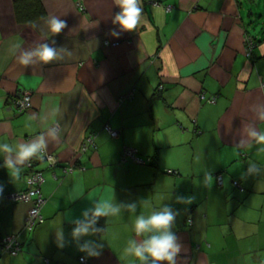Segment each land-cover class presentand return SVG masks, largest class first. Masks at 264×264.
Masks as SVG:
<instances>
[{
    "label": "crops",
    "instance_id": "0c3cea01",
    "mask_svg": "<svg viewBox=\"0 0 264 264\" xmlns=\"http://www.w3.org/2000/svg\"><path fill=\"white\" fill-rule=\"evenodd\" d=\"M41 3L40 17L22 21L15 0H0V239L21 242L17 253L0 242V264H140L127 249L151 234L137 236L135 220L165 206L177 212V264H264V0H140L137 27L119 37L114 0ZM51 17L66 21L59 34ZM45 44L56 59L20 63ZM25 90L32 106L20 111ZM41 137L57 163L37 152L13 177L6 161ZM126 146L144 160L158 153L159 168L125 158ZM32 162L46 221L29 231L32 202L10 195L28 189ZM99 204L118 208L104 234L91 222Z\"/></svg>",
    "mask_w": 264,
    "mask_h": 264
},
{
    "label": "clouds",
    "instance_id": "9594fccd",
    "mask_svg": "<svg viewBox=\"0 0 264 264\" xmlns=\"http://www.w3.org/2000/svg\"><path fill=\"white\" fill-rule=\"evenodd\" d=\"M115 6L120 9L112 19L113 25H119L120 31L112 30V35L119 37L125 31H132L138 25L141 19L142 8L140 0H114ZM51 33L59 34L65 27L66 21L60 20L57 17H51L48 21ZM35 55L47 64L48 62L57 58V51L55 48L49 47L47 44L41 45L37 51L32 53H23L20 57L22 65H28L31 57ZM257 136L256 132L251 133ZM260 141H264V133L258 135ZM45 142L41 137L38 142L20 145L17 151V160L14 163L11 159L6 161V167L12 170L13 177L19 175L20 169L16 164H23L25 161H30L33 156L44 148ZM4 151H11L7 145H3ZM3 193V186L0 185V194ZM191 202V201H189ZM135 210V204L129 205ZM109 211H118V208H113L108 204H99L94 211V216L108 215ZM177 212H174L169 206H165L160 211H154L147 217L138 216L134 223V230L137 236L142 234H151L142 242L137 243L135 240L130 242L127 251L138 258L140 264L152 258V264H177V257L181 253L183 244L180 241L177 233L171 231L176 221ZM87 232V227H78L75 229V234ZM83 250V249H81ZM89 256H99L100 252H89Z\"/></svg>",
    "mask_w": 264,
    "mask_h": 264
},
{
    "label": "built area",
    "instance_id": "2783aa9c",
    "mask_svg": "<svg viewBox=\"0 0 264 264\" xmlns=\"http://www.w3.org/2000/svg\"><path fill=\"white\" fill-rule=\"evenodd\" d=\"M156 3V2H155ZM247 46L249 44L253 45V40L251 37L246 38ZM162 88V86H160ZM32 92L29 90H25L20 94L19 98L17 99V105L20 111H27L32 106ZM205 98V95H202ZM214 97L211 99L214 101ZM108 130L114 136L118 135V131L113 130L109 125H107ZM94 136L89 135L86 138V141L82 145V151H85L88 146L94 145ZM40 160H48L52 165L57 163V157L51 154L47 149L44 147L40 151ZM128 156L134 158L135 160H142L140 157L137 156L135 149L126 147L124 152V157L127 158ZM219 180L222 181V176L219 175ZM44 181L43 172L40 170H36L32 173V175L28 179L29 189L28 191H23L20 193H12L10 198L15 201H28L34 198L33 206L28 211V217L26 221V229L32 231L40 222L44 221L42 214L40 213L42 205L45 203V198L42 196L41 190L39 185ZM0 242L3 245V248L6 251H10L13 253H17L21 250V242L17 235L8 234L1 237ZM82 261L87 262V259L82 257ZM145 264H152V258L149 262Z\"/></svg>",
    "mask_w": 264,
    "mask_h": 264
},
{
    "label": "trees",
    "instance_id": "16d2710c",
    "mask_svg": "<svg viewBox=\"0 0 264 264\" xmlns=\"http://www.w3.org/2000/svg\"><path fill=\"white\" fill-rule=\"evenodd\" d=\"M15 9H16L17 17L20 20H22V21H29V20L37 19V17H40L43 14V12H44L41 0H15ZM247 37H251V39L253 40V45L249 44L247 46L248 53H251L252 49L255 47V45L258 42L256 41V39H254V37H252L250 35H247L246 38ZM213 97L215 98L214 101L211 100ZM204 99L208 103H215L217 101V95H212V96H209V97L205 96ZM126 147H129V146H126ZM136 154H137L138 157H140L138 150L136 151ZM132 159L135 160L134 158H132ZM141 159H142L141 161L140 160H135V161H139V162L145 163V164H150L155 169L159 168V161H158L159 160V156H158V153H155L154 155L149 156L145 160L143 158H141ZM34 164H35V162L30 163V167L32 169V172H31V174L29 173V176L27 178V185H29V183H28L29 177L32 175V173L34 171L37 170V169H33ZM40 171L43 172V170H40ZM165 172L167 174H171V175L179 174V170L178 169H166ZM219 175H221V176H223V175H222L221 172L216 174V176H217L216 178H217L218 183L222 184L223 183V177H222V181H220L219 180ZM43 176H44V173H43ZM44 182H45V176H44V181L39 185L41 193H42V196L45 198V196L43 194V191H42V185H43ZM233 185H234V187L239 188L241 191H245V187L241 184L240 180L234 179L233 180ZM28 189H29V187H28ZM28 189L24 190V192L28 191ZM34 198H32L31 200H28V201L32 202L30 208L33 206ZM43 206H44V204L41 207L40 213L42 214V216L44 218V221L40 222L38 225H40V224H42V223H44L46 221V217H45V215L42 212ZM91 222H92V225L94 226L95 230L99 234H104L105 233L107 225H108L107 215L96 217V216H94V213H93L92 217H91ZM82 257L86 258L87 262L82 261L81 260ZM78 259H79V264H89L88 258L86 256H84V255H80ZM150 260H151V257L145 263L149 262Z\"/></svg>",
    "mask_w": 264,
    "mask_h": 264
},
{
    "label": "rangeland",
    "instance_id": "374dc122",
    "mask_svg": "<svg viewBox=\"0 0 264 264\" xmlns=\"http://www.w3.org/2000/svg\"><path fill=\"white\" fill-rule=\"evenodd\" d=\"M263 1V0H262ZM264 22V21H263ZM253 23V22H252ZM259 25V24H258Z\"/></svg>",
    "mask_w": 264,
    "mask_h": 264
}]
</instances>
